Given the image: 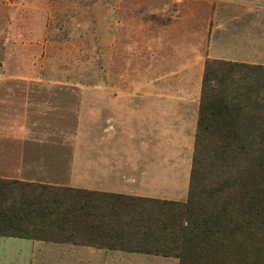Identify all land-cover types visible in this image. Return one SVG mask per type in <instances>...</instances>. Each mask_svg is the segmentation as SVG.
<instances>
[{"label": "rangeland", "instance_id": "rangeland-1", "mask_svg": "<svg viewBox=\"0 0 264 264\" xmlns=\"http://www.w3.org/2000/svg\"><path fill=\"white\" fill-rule=\"evenodd\" d=\"M211 60L264 67V0H0V180L186 204Z\"/></svg>", "mask_w": 264, "mask_h": 264}, {"label": "trees", "instance_id": "trees-1", "mask_svg": "<svg viewBox=\"0 0 264 264\" xmlns=\"http://www.w3.org/2000/svg\"><path fill=\"white\" fill-rule=\"evenodd\" d=\"M263 125L264 67L208 61L186 204L0 180V236L175 257L179 264H228L229 256L244 255L256 264L264 256Z\"/></svg>", "mask_w": 264, "mask_h": 264}, {"label": "crops", "instance_id": "crops-1", "mask_svg": "<svg viewBox=\"0 0 264 264\" xmlns=\"http://www.w3.org/2000/svg\"><path fill=\"white\" fill-rule=\"evenodd\" d=\"M150 103L140 108L132 105L112 104L111 115L120 121V130H124V138L129 136L126 128L129 119L139 120L145 124L150 120ZM175 107V106H174ZM161 108H158L157 119L161 121ZM165 121V106L163 107ZM143 125H139L142 128ZM139 131V130H138ZM130 132H132L130 130ZM99 164V162H97ZM97 174H102L96 167ZM0 264H179L175 257H165L154 254L125 252L111 250L105 254L87 246L60 244L36 239L0 236Z\"/></svg>", "mask_w": 264, "mask_h": 264}]
</instances>
